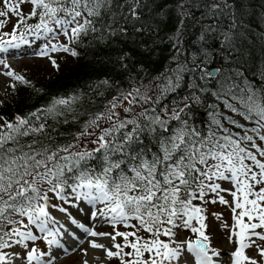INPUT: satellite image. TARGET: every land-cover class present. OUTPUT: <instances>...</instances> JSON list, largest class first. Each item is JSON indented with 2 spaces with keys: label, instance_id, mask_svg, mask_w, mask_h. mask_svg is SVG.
Masks as SVG:
<instances>
[{
  "label": "snow or ice",
  "instance_id": "obj_1",
  "mask_svg": "<svg viewBox=\"0 0 264 264\" xmlns=\"http://www.w3.org/2000/svg\"><path fill=\"white\" fill-rule=\"evenodd\" d=\"M2 3L0 53L44 39L36 55L48 58L56 70L53 54L77 57L72 45L90 34L104 41L127 34L128 23L135 32L146 30L141 13L146 0ZM177 6L181 18L167 37L174 68L148 84L118 89L95 110L84 106L86 93H76L11 119L0 115V264H54L59 256L53 247L71 255L76 249L58 239L66 229L62 220L90 238L78 264H90V249L96 250L93 259L99 264H264V47L257 57L251 42L242 39L244 21L238 19L250 0H179ZM189 16L196 23L212 21L198 41L205 40V32L218 33L220 64L212 70L206 47L199 55H189L184 47L181 29ZM13 18L11 30L5 31ZM253 58L250 74L259 86L246 75ZM0 74L9 79L13 93L17 82L31 83L3 57ZM182 82L191 91L180 99L192 103L162 104ZM101 83L109 85L108 80ZM209 89L217 103L209 105L210 120L202 131L182 114L187 110L190 115L192 104L201 103V93ZM61 125L68 129L61 131ZM216 204L226 207L229 220L210 210ZM81 214L90 226L77 221ZM214 221H223L218 230L234 246L231 253L215 246ZM71 236L78 239L74 232Z\"/></svg>",
  "mask_w": 264,
  "mask_h": 264
},
{
  "label": "trees",
  "instance_id": "obj_2",
  "mask_svg": "<svg viewBox=\"0 0 264 264\" xmlns=\"http://www.w3.org/2000/svg\"><path fill=\"white\" fill-rule=\"evenodd\" d=\"M245 2L248 3L249 0ZM178 3L179 0H146L145 6L141 9L143 23L146 26L145 31L135 32L134 24L128 23L125 25L128 28L127 34L111 36L104 41L93 39L90 34L82 38L83 43L72 45L79 52L77 57L73 58L64 53L56 57L59 70L50 65L51 70L45 76L38 77L33 74L34 72L22 73L31 83L16 84L15 93L9 89L8 95L2 99L4 105L0 107V115L11 119L17 113L24 115L38 107L48 105L54 98L68 97L76 93H86L84 101H89V103H85L84 106L95 110L117 95L118 89L128 91L141 82L148 84L153 77L165 72L166 69L174 68L175 62L170 59L174 52L167 37L177 28L181 18L179 12L182 9L178 8ZM250 5L242 17L238 16V19L244 21L241 31L245 35L242 39L251 42L258 57L261 47H264V0H250ZM192 11L196 17L199 16L198 11L195 9ZM221 21L225 25L228 23L224 17ZM28 22L34 23L31 20ZM140 23L136 22V26ZM209 23L212 21L208 19L196 23L192 16H189L184 20L181 34L185 38L184 47L189 55L193 52L199 55L200 50L205 47L209 50L207 65L210 70L220 64L218 33L205 32V40L198 41L203 26ZM245 47H248L247 43ZM124 53L128 55L121 61L119 57ZM185 58L187 57H181V59ZM124 64L127 67H123ZM255 66L256 60L253 58L246 65L249 70L246 75H249V78L259 86L260 81L255 75L250 74ZM103 80H108L109 85L102 84ZM199 83L205 85L208 82L200 80ZM190 91L182 82L181 88L162 98L161 103L168 105L169 108L183 106L185 102L192 103L191 100L182 101L180 99L182 95H188ZM210 91L209 89L208 93H201L203 101L199 104H192L190 115L187 114V110L185 114H182V119H188L190 124H194L202 131L207 130L210 120L209 105L217 103ZM221 110L223 111L222 106ZM233 118L240 120L241 123H247L238 116ZM226 126L231 127L227 124ZM67 129L68 126H60L61 131ZM76 130V125L71 126V131ZM61 139H70V137Z\"/></svg>",
  "mask_w": 264,
  "mask_h": 264
},
{
  "label": "rangeland",
  "instance_id": "obj_3",
  "mask_svg": "<svg viewBox=\"0 0 264 264\" xmlns=\"http://www.w3.org/2000/svg\"><path fill=\"white\" fill-rule=\"evenodd\" d=\"M3 8V3L2 0H0V9ZM24 11L27 12L28 11V6L24 5ZM15 23V18H13V20H11L9 22V26L7 28H5V31H10L11 30V24ZM31 40V38H29ZM58 39L60 41H63L65 38L63 36L58 37ZM55 42V41H53ZM46 43V41L44 39H41L39 41H34L28 45H25L26 48L22 49L21 52L23 54H15L13 53L12 55H9L8 57H6L7 63L11 65V68L13 70L16 71L17 74L22 75V73H30V72H34L33 74H35L36 76L40 77V76H45L47 75L50 70V61L48 58H41L38 55H36V52L39 51V47L44 46ZM30 50V51H29ZM27 51H29L27 53ZM61 53H55L53 54L54 57H58ZM10 83L9 79L6 78L5 76H3L2 74H0V100L3 99V97L8 95V84ZM19 82H17L16 84H18ZM117 111H120V109L118 108ZM230 199V197H229ZM211 211H215V212H223L224 213V217L223 220H229L230 217V213L229 211L226 209L225 206L223 205H211L209 206ZM70 211H72L75 214V207L71 208ZM54 215L56 217H58V215H62L59 212H55ZM76 219L79 223H84L85 226H90L89 221L87 219L86 216H84L83 214L81 215H77ZM223 223V221H214V230H216V235H215V246L217 248H219L223 253H231L234 250V246L229 244L227 242L226 239H224L223 237V233L221 231H219V226ZM74 226V225H73ZM57 227H59V225H57ZM66 227L68 228V223L66 225ZM68 229H62L61 231L64 232ZM124 230V229H121ZM69 231V230H68ZM260 231V230H258ZM76 232V230H75ZM77 233V232H76ZM69 237V238H67ZM65 239L61 240L65 243V245L67 246V243L69 241H73V238L71 239V235L69 234ZM87 237V241H88ZM86 241V240H85ZM71 244V243H70ZM41 247H43V245H40ZM54 248V247H53ZM84 248H88V243H84L83 245L77 246L75 249V252H72L71 255H65L63 254H58L59 258L55 260L54 264H78L79 260H80V250L84 249ZM52 251V250H51ZM96 250H89V257L88 259L90 260V264H99V261H96L93 259V253H95ZM248 255H254V252L252 250H246ZM52 253L56 254L57 252L52 251ZM226 257L224 255H222L221 259H225ZM108 264H116L115 261H110L108 262Z\"/></svg>",
  "mask_w": 264,
  "mask_h": 264
},
{
  "label": "bare ground",
  "instance_id": "obj_4",
  "mask_svg": "<svg viewBox=\"0 0 264 264\" xmlns=\"http://www.w3.org/2000/svg\"><path fill=\"white\" fill-rule=\"evenodd\" d=\"M41 47V46H40ZM24 48H26V46L25 45H22L19 49L20 50H22V49H24ZM15 51H17V49H11V50H9L8 52H6V53H0V57H3V58H5L6 59V57H8L10 54H11V52H15ZM30 51V50H29ZM37 53V52H36ZM61 215H58V217H60ZM62 223H65L66 225H67V221H61ZM67 228V227H66ZM70 243H72V241H69L68 243H67V246H69L70 245ZM52 251H55V252H57V250H56V248L54 247V248H52L51 249Z\"/></svg>",
  "mask_w": 264,
  "mask_h": 264
},
{
  "label": "water",
  "instance_id": "obj_5",
  "mask_svg": "<svg viewBox=\"0 0 264 264\" xmlns=\"http://www.w3.org/2000/svg\"><path fill=\"white\" fill-rule=\"evenodd\" d=\"M210 70H212V69H210Z\"/></svg>",
  "mask_w": 264,
  "mask_h": 264
}]
</instances>
